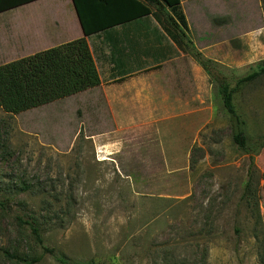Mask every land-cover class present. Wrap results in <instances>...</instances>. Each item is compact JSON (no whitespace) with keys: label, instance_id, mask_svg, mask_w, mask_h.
<instances>
[{"label":"rangeland","instance_id":"374dc122","mask_svg":"<svg viewBox=\"0 0 264 264\" xmlns=\"http://www.w3.org/2000/svg\"><path fill=\"white\" fill-rule=\"evenodd\" d=\"M261 4L214 61L229 77L264 66ZM63 13L58 0L1 13L0 66L48 46ZM203 92L197 112L110 106L95 87L19 114L0 106V264L44 254L17 216L38 219L54 251L37 264H264V149L250 176L216 84ZM237 104L264 140V76Z\"/></svg>","mask_w":264,"mask_h":264},{"label":"crops","instance_id":"0c3cea01","mask_svg":"<svg viewBox=\"0 0 264 264\" xmlns=\"http://www.w3.org/2000/svg\"><path fill=\"white\" fill-rule=\"evenodd\" d=\"M256 1L262 6L261 0ZM58 4L64 10L62 26L67 28L48 36L49 45L42 51L85 39L100 80L95 88L106 94L108 105L149 112L204 109L203 89L210 77L152 15L85 37L73 0ZM251 4L252 0H180L192 43L212 61L220 60V49L236 31L235 24H245L246 17L253 15Z\"/></svg>","mask_w":264,"mask_h":264},{"label":"trees","instance_id":"16d2710c","mask_svg":"<svg viewBox=\"0 0 264 264\" xmlns=\"http://www.w3.org/2000/svg\"><path fill=\"white\" fill-rule=\"evenodd\" d=\"M35 1L38 0H0V14ZM73 4L85 37L152 15L176 45L191 54L216 84L221 104L229 115L233 143L250 157V176L253 175L254 157L264 149V140H251L248 136L247 121L237 104V97L245 86L264 76V66L241 78L223 73L192 43L180 0H73ZM99 84L87 42L81 39L0 66V106L9 113L19 114ZM252 181L247 183V188ZM27 191L21 189V192ZM0 206L4 211L5 203L0 202ZM17 222L27 230L35 245L42 247L44 254L12 255L13 260L20 264H37L46 254L54 255L53 249L44 246L42 223L38 219L17 216ZM60 262L68 264L63 259ZM89 264L96 263L91 261Z\"/></svg>","mask_w":264,"mask_h":264}]
</instances>
